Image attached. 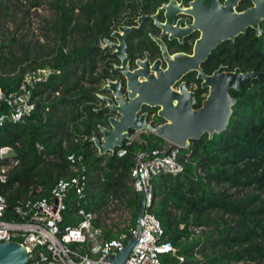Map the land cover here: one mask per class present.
<instances>
[{
    "label": "trees",
    "instance_id": "1",
    "mask_svg": "<svg viewBox=\"0 0 264 264\" xmlns=\"http://www.w3.org/2000/svg\"><path fill=\"white\" fill-rule=\"evenodd\" d=\"M167 1L0 0V90H17L28 72H49L31 92V115L0 128V148L11 147L18 162L0 184L8 205L4 219H16L12 209L18 200L49 197L58 180L72 175L67 157L75 154L83 157L89 176L86 210L99 212L109 198H120L131 210L130 226L135 228L141 196L129 185L130 169L139 151L166 142L142 133L137 141L123 143L124 156L118 157L119 149L99 156L91 139L94 133L100 136L98 126L107 122L97 112L96 95L113 72L115 57L104 48V40L126 20ZM248 6L245 0L238 11ZM31 9L49 13L42 19V40L23 41L21 34L16 39ZM260 28V37L250 28L222 43L203 65L208 73L223 65L261 74L230 91L236 102L227 129L192 142L191 160L182 174L151 181L149 212L160 223L162 240L183 258L179 262L171 254L162 255L161 264H264V21ZM8 163L0 161V167ZM77 208L71 196L62 228L77 224Z\"/></svg>",
    "mask_w": 264,
    "mask_h": 264
},
{
    "label": "water",
    "instance_id": "2",
    "mask_svg": "<svg viewBox=\"0 0 264 264\" xmlns=\"http://www.w3.org/2000/svg\"><path fill=\"white\" fill-rule=\"evenodd\" d=\"M184 0H182L183 2ZM242 0H193L189 9L182 10L174 0L169 5H163L158 12L166 11L167 22L161 25L154 16L155 24L163 31L170 32V38L177 34L181 37L187 32L198 30L200 37L196 41L193 55H174L170 58L160 40L152 37L161 47L163 59L167 63L165 71L159 68V62L149 67L148 62L140 63V69L129 72L125 55V36L138 29L129 28L127 23L114 31L111 38L117 44L105 39L104 48L114 51V55L121 61V67L115 71L125 75L126 95L120 90V80H108L101 87L100 93L108 92L110 97L99 96L106 103L105 107L98 109V113H116L117 118L108 117L107 127L99 125V137L96 133L92 136V143L99 156L114 155L117 149L123 148L125 141L133 139L134 134L149 132L166 143L187 149L192 142L198 141L203 135L212 139L215 135L224 132L232 115L235 100L229 95V90H238L242 83L257 80L260 73H241L236 69L232 73H224L220 67L212 76H206L201 65L207 60L222 42L234 41L236 37L244 34L247 29L255 31L260 37L261 23L264 21V0H250L251 7L242 12H237L238 3ZM174 9L177 12L188 14L193 20L186 21V28L180 30L172 28L169 23L168 13ZM180 21L178 22V24ZM141 24V21H139ZM122 34V35H121ZM197 72V78L202 79L203 88H208V97L198 110L192 108L194 94L186 90L181 84L179 91L172 87L188 72ZM158 108L157 116L165 120L164 124L152 126L147 122V114H140L142 108ZM145 199L141 198L137 219L144 211ZM139 235V234H138ZM136 242V238L128 242L117 254L110 264H124ZM27 252L21 245L10 242L0 244V264H26Z\"/></svg>",
    "mask_w": 264,
    "mask_h": 264
},
{
    "label": "built area",
    "instance_id": "3",
    "mask_svg": "<svg viewBox=\"0 0 264 264\" xmlns=\"http://www.w3.org/2000/svg\"><path fill=\"white\" fill-rule=\"evenodd\" d=\"M48 75L46 70L28 72L17 90L9 93L0 90V128L20 123L31 115L35 109L31 92L37 83L45 82ZM183 150L186 153L181 155ZM191 153L190 148L167 143V146L146 148L136 154L130 169L131 187L145 199L144 211L136 220L135 228L127 225L112 239L105 238L103 229L94 225L93 213L85 208L89 176L83 157L71 154L67 161L72 175L58 180L47 198L18 200L12 209L15 220L4 219L8 205L0 194V244L14 242L24 247L26 264H110L125 245L136 238L124 264H161L160 256L166 254L183 262V258L176 255V249L162 240L164 233L160 223L149 212L153 206L151 181L161 175L182 174L184 164L190 163ZM125 154L123 148L117 151L118 157ZM5 160L9 163L0 167V184L6 183L7 172L18 164L9 146L0 148V161ZM71 196L78 207L74 214L78 222L62 228L63 213ZM195 257L202 261L199 255Z\"/></svg>",
    "mask_w": 264,
    "mask_h": 264
},
{
    "label": "flooded vegetation",
    "instance_id": "4",
    "mask_svg": "<svg viewBox=\"0 0 264 264\" xmlns=\"http://www.w3.org/2000/svg\"><path fill=\"white\" fill-rule=\"evenodd\" d=\"M170 1L171 0H168L166 3L160 4V6H158L151 13L140 12V14L138 16H136L133 19L126 20L123 24L119 25L116 28V30H114V31H119L118 29L120 27L125 26L127 23L129 24V28L138 29L136 31L129 33L127 36H125V39H124L125 46H126V48H124V52H125V55H127L129 58L127 61V66H128L129 72L132 73L133 71L140 69V65L137 62H140V63L148 62V65L150 68L153 67L156 64V62H159L160 63L159 68L161 70L165 71L167 69V63L163 59L161 47L158 46L157 42H155L153 40V38H152L153 36L156 39L161 41V43L163 44V46L165 48L167 55L170 58H172L174 55H178V54L186 55V56H192L193 55V49H194L195 43L200 37V32L198 30L187 32L186 34H183L180 38L177 37L178 36L177 34L173 35V37L170 38V32L169 31H166L165 34L162 36V33H163L162 29L155 24L154 16H156V18H157L156 20L159 24H161V25L166 24V22H167V19L165 17L166 11L158 12V9H160L163 5H169ZM192 1L193 0H184L182 2V0H174V2H176L177 6L182 7V10L189 9L190 2H192ZM244 1L245 0H242L238 3V6L236 8L237 12H242V11H244L247 8H250L252 6L250 3V0H249L250 6L244 8L242 11H238L239 6ZM220 2L223 3V0H220ZM168 16L170 19L169 25L172 28L178 27L180 30H183L186 28V21L192 22V20H193L188 14H185L183 12H177L174 9H171V11L168 13ZM139 21H141V24H139ZM179 21H180V23L178 24ZM133 34H135V35L137 34V36H132ZM108 40L117 44V41L115 39H112L111 37H109ZM222 43H224V42H222ZM109 50H110L111 54L115 57L114 62L112 63L113 72L111 74V78L107 79L106 82L103 85H101V87H103L107 83L108 80H111L113 82L120 80V84H121L120 90L122 91V95L125 96L126 95V92H125V84H126L125 75H123L120 72L115 71V67H121L122 63L114 55V51L111 49H109ZM207 60H208V58H207ZM207 60L201 65V69L204 72V74L208 77L212 76L214 74V72L217 71L220 67L224 68V73H232L236 69H239V68H235L233 71H230V70H228L227 66L220 65V66H218L217 69L208 73V72H205L203 69V65L207 62ZM241 73H243V72L241 71ZM197 75H198L197 72H192V71L188 72L179 81H176L175 85L172 87L175 91L178 92L180 85L184 84L186 90L188 92L194 94V97H193L194 104L192 106V108L194 110H198L202 107L203 102L206 100V98L208 97V94H209L208 88L202 87L203 81H202V79L201 80L198 79ZM242 84H244V83H242ZM240 86H239V88H240ZM239 88H238V90H239ZM230 91L231 90H229V92H228L229 95H230ZM96 96L99 100L98 101L99 103L97 105L98 109L105 107L106 103L101 101L99 99V96L110 97L109 93L108 92L100 93V90H99V93ZM158 110H159L158 108H150V107L144 106L142 108L140 114L146 113L147 114V118H146L147 122L149 124H151L152 126H157V125H161V124L165 123L164 119L159 118L157 116ZM103 116L106 118V120L108 117H114V118L118 117V115L116 113H103ZM105 127H107V123H106Z\"/></svg>",
    "mask_w": 264,
    "mask_h": 264
},
{
    "label": "rangeland",
    "instance_id": "5",
    "mask_svg": "<svg viewBox=\"0 0 264 264\" xmlns=\"http://www.w3.org/2000/svg\"><path fill=\"white\" fill-rule=\"evenodd\" d=\"M48 15L49 13L45 9H31L29 11L30 18L25 26V30L22 33H19L16 39L20 37V34L24 36L22 39L23 41L35 42L37 39H41L42 19ZM12 28L13 26H9V38H11L10 33L12 32ZM4 41L9 42L7 38L4 39ZM4 52L7 53V49H5ZM142 133L147 134L149 132H140L134 134L132 141H137L140 137V134ZM165 146H167V143ZM129 185H131V183ZM105 210L101 216V222L104 227L112 228V230H122L125 226L131 224V210L120 198H109Z\"/></svg>",
    "mask_w": 264,
    "mask_h": 264
},
{
    "label": "crops",
    "instance_id": "6",
    "mask_svg": "<svg viewBox=\"0 0 264 264\" xmlns=\"http://www.w3.org/2000/svg\"><path fill=\"white\" fill-rule=\"evenodd\" d=\"M99 155V154H98ZM105 210V209H104ZM104 210H101L99 212H94L93 215H94V225L96 227H99V228H102L103 229V233L105 235V238H106V234L109 233L112 237L111 238H108V239H112V238H115L116 237V234L117 233H120L122 230H116V229H113V230H108V228L104 227L102 225V222H101V216L103 214V211ZM106 211V210H105ZM92 213V212H91ZM107 239V238H106Z\"/></svg>",
    "mask_w": 264,
    "mask_h": 264
}]
</instances>
